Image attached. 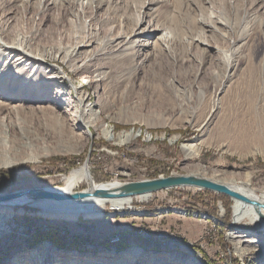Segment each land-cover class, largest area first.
Listing matches in <instances>:
<instances>
[{
  "label": "rangeland",
  "instance_id": "rangeland-1",
  "mask_svg": "<svg viewBox=\"0 0 264 264\" xmlns=\"http://www.w3.org/2000/svg\"><path fill=\"white\" fill-rule=\"evenodd\" d=\"M58 1L64 3L66 8L65 3H72L73 0ZM75 1L85 4L90 0ZM99 1L102 7L96 13L97 20H87L84 23L72 12L65 13L66 15L61 13L63 18L58 26L49 20L43 23L41 40L47 46L53 43L56 46L58 40L61 46L71 47L83 36L91 35L95 25L99 29V37L104 38L110 28L112 34L119 31L127 33L133 26L131 23L134 16L141 12L142 0H136L133 7L131 0ZM160 1L155 5L159 20L156 17L154 20L170 29L173 40L165 43L166 49H162L163 51L158 48L150 50V60L142 62L143 66L136 64V61L109 65L111 78L108 83L111 96L104 105L101 118L90 122L87 129L73 125L69 116L76 107H73V102L67 103L66 100L70 97L69 92L77 99L80 91L90 92L89 103L97 100L99 94L81 85L85 78L89 79L88 75L93 78L91 68L88 71L84 69L74 72L65 67L64 73L68 80L64 85H54L48 91L49 96L63 91L59 94V99L64 101H60L55 107L62 114V119L47 112V105L50 104L40 103L44 100L41 95L36 102L25 103L23 91L18 93V105L20 103V106L28 107V110L19 112V124L43 137L33 147L40 161L28 160L16 163L10 168H0V193L33 187L80 191L89 187L91 181L103 183L118 179L122 182H134L174 174L184 175L189 170L188 166L196 162L216 167L224 171L228 178L242 179L249 173L252 178L250 186L258 192L264 189V103L253 102L249 91L251 74H257L258 86L260 82V32L264 31V17H261L264 9L258 5L253 8L263 21L256 22L258 25L252 28L253 33H257L249 34L247 30L246 34L247 28H244L251 15L249 5L252 0ZM0 3L3 14L14 10L11 15L14 18L12 25L20 24L29 17L21 11L22 0H16V4L13 0H0ZM53 12L54 9L50 11ZM214 15L229 20L234 26L231 37L236 38L234 34L241 35L244 44L239 46L241 55L237 59V71L233 79L225 84L224 92L219 96L220 111L213 113L212 123L207 130H202L200 127L203 119L216 104V92L210 86L203 89V92L199 89L204 83L211 82L209 78L216 67L218 52L215 48L211 51L212 61L203 70L199 67L201 54L195 44L193 45L192 38L199 43L195 34L199 30L197 20L200 17L204 21L206 19L208 22H215L210 26H206L208 23L201 25V35H204L202 39L216 36L211 29L212 25H216ZM219 30H222L220 26ZM161 33L163 32L159 31L149 37L148 41H156L157 35ZM247 35L256 36L259 52L253 65L246 49L250 38ZM203 42L200 41L198 45L205 47L206 42ZM219 46L222 51H226L229 43L225 40ZM136 59L138 62L141 60ZM49 63L50 60L41 67L46 68ZM58 65L59 68L62 66L60 62ZM4 95H12L8 91V84L0 85V103H8ZM50 125L53 127H49ZM122 131L130 132L128 140L121 135L125 134ZM16 134V128L8 125L2 127L0 119V139L4 136L8 139V135L13 139L17 137ZM33 134L28 133L30 136ZM119 135L121 141L117 139ZM186 142L197 144L200 151L197 158L185 156L181 146ZM114 143L118 145H113ZM57 145L61 148L55 149ZM63 148L68 150L64 151ZM26 152H20L17 157L26 160ZM118 169H123L129 175H118ZM151 195L143 202L134 199L130 206L118 210L106 204L96 210L99 214L97 217L82 215L74 221L58 216H43L39 214L40 208L35 205L14 206L10 217L0 223V264H13V257L45 241L62 252H76L89 258L101 259L109 253L120 256L125 250L137 247L150 255L179 251L186 253L190 250L189 254L202 264L264 262V250L253 249L241 257L235 253L233 245L228 241L227 237L232 234L246 235L252 231L256 236L261 233L257 222L244 220L234 224L232 197L205 188L198 190L194 186L162 189L152 192Z\"/></svg>",
  "mask_w": 264,
  "mask_h": 264
},
{
  "label": "bare ground",
  "instance_id": "bare-ground-1",
  "mask_svg": "<svg viewBox=\"0 0 264 264\" xmlns=\"http://www.w3.org/2000/svg\"><path fill=\"white\" fill-rule=\"evenodd\" d=\"M73 1L72 3H65L67 5L66 8H64V3H59L58 0H22L23 5L21 6V11L29 15V17L26 18L22 23L14 25H12V22H14V18H12L11 16L14 14V10H8L5 15L3 14V9H1L2 4L0 3V85L8 84V91L12 92L11 96L4 95V98L8 101V103H0V119L2 127L8 125V127L10 126L11 128H16L17 132V137L13 139H10L9 135L8 139L6 136L0 139V168H10L16 163H23L28 160H30V162L40 161L39 156L34 153L33 147L36 145V142H39L40 140L42 141L43 137L36 135V132L34 130L25 129L19 124V119H21V117L19 116V112L23 109L28 110V107H22L20 106V103L18 105V99H16L18 93L23 91L22 97L23 100L26 101L25 103H30L32 101L36 102L38 96L41 95L44 100H41L40 103L48 102L50 104L49 106L47 105V112H50L53 117L55 116L57 118L62 119V114L58 113L55 107L58 105V103L60 104V101H64V99H59V94L63 93V91H58L55 96H49L48 91H50V89L54 87V85L60 83L64 85L66 80H68V77L64 73L65 67L72 69V71L74 72H80V70L84 69L88 71V69L90 70L91 68L90 71H92L91 73H93V78H90V75H88L89 79L85 78L83 84L81 85L86 86L88 89L91 90V92L99 94L97 100L92 103H89L90 92L88 91H86L85 93L80 91V93H78L77 99H74L71 93L69 92L70 97L67 98V100L65 98L67 103L73 102V107H76V109L73 110V112L70 113L69 116V119L72 121L73 125L81 126L82 128L87 129L90 122L96 121L101 118L104 105L105 103H107L108 98H110L111 96V90L108 83L111 78L109 65L111 63L122 64L124 61H128L130 63L136 61V64L142 65V62H147L150 60L149 57L151 56V51H153L155 48H158L159 50L166 49L164 47L165 43L171 42L173 40L170 29L165 27L163 24H160V22L154 20L155 17L157 18V8L155 5H157L161 1L142 0V3H140L141 12H139L140 14L138 13L137 16H134L135 19H133V23H131L133 24V26L130 27L129 32L127 33L126 31H119L116 32V34H112L110 28L108 29L107 34L103 38L99 37V29L96 28L95 25V27H93L92 29L93 33H91V35H85L78 41H76V39V42H74L71 47L61 46L58 40L55 43L56 46L53 45L54 43L50 44L51 46H47L44 41L41 40V36H43L42 25L45 21L49 20L55 23L56 26H58L63 18L60 15L61 13L64 15H66L65 13H73L75 17L80 19V22L82 20L84 23L88 21L90 22L93 19L97 20L96 13L102 7L101 1L90 0L85 4L78 3L77 1H75L77 2L76 4ZM13 2L14 4H16V0H13ZM136 2V0H131V6L133 7V4H135ZM257 5L258 7L264 9V0L251 1V4L249 5L251 6L252 10L251 15L249 16L248 14V25L244 28H247L246 34L247 30L249 31V34H254L256 31L253 33L252 28H254L255 25H258L256 24V22L263 21H261L256 11L253 10V8L255 9ZM53 9L55 10V12L50 13V11H52ZM57 10L58 14H56ZM261 17H264V13ZM224 19L225 18L216 16V25H212L211 29L213 30V32H215L216 36L219 37L213 36L212 38L209 37V39H204L205 37L202 39L204 35H201L203 32V29H201V25L204 26V23H208L207 25H205L210 26V24H214L215 22H208V20L206 21V19L204 21V18L202 17L197 20L199 30L196 32L195 37H198L197 39L199 43L200 41L206 42L205 47H200L198 45L199 43L196 42V39L192 38L193 45L195 44V48H197L199 53L201 54L199 60V67L203 70L205 68V65L208 64L209 61H212L211 51L215 48L218 52V56H216L215 59L216 67L212 70L211 77L209 78L211 82L204 83L202 88L199 89V91L203 92V89H207L208 86H210L212 91L216 92L214 95L216 99V104L211 110H209L208 114L203 119L200 127V129L202 130H207L209 125L212 123L211 118L213 113H217L218 111H220L221 97L219 98V96L224 92L225 84L233 79L235 72L237 71V59L241 55V50L239 49V46L244 44V40L241 35L234 34L236 35V38L231 37V34L234 33V26L233 24H230L228 22L229 20L227 21ZM91 26H93L92 23ZM219 26L222 30H219ZM159 31H162L163 33L157 35L156 41L150 43V41H148V38L154 36ZM57 34L59 36V33ZM260 34H262V54L259 60V68L261 72L260 82L258 86L256 76L257 74H255V72L254 74H251L249 80V91L250 98L253 102L263 104L264 31L262 33L260 32ZM246 37H250V35H247ZM255 37L256 36H251L249 39L246 38L248 39V41L245 39L248 43L246 49L248 50L249 56L251 58V65H253V62L255 61L259 52L257 51L258 48L255 42ZM225 40L228 41L229 48L226 51H222L219 44H222ZM114 42L116 43L114 44ZM93 44L95 45L91 49L87 50V48L92 46ZM136 58H139L141 60H139L138 62ZM49 60L51 61V63H49L46 68L41 67L44 62H48ZM58 62H60L62 65L60 68ZM249 67L251 66L249 65ZM134 68L137 67L134 66ZM82 73L84 72L82 71ZM39 107L44 108V106ZM46 109H44L45 112ZM29 110L31 109L29 108ZM32 112L35 113L34 110ZM4 121L6 123H4ZM49 127L53 126L50 125ZM8 129L10 130V128ZM11 132H14V130ZM122 132H124L125 134L121 135L125 136V140H128L130 138V132ZM28 133L34 134L33 136H30L28 135ZM103 133L105 132L103 131ZM117 139L119 141L122 140L120 138V135L117 137ZM172 140L175 141L174 138H172ZM113 145L118 144L114 143ZM181 147L187 158H197L199 156L200 151L195 142H186L182 144ZM60 148L61 147H58V145L57 147H55V149ZM62 150L66 151L68 149L63 148ZM22 151H27L26 153L28 157L26 160L19 159L17 157ZM188 167L189 170L187 171V173L184 174L185 176H191L197 179H205L212 183L224 186L230 191L235 192L241 196L232 197V216L234 224L242 222L244 220H249L251 222L258 223L260 227L259 229H261V233H256V236L251 233L252 231H250L247 232L246 235L243 233L232 234L231 236L229 235L227 237L229 239L228 241L233 245L235 253L237 255H240L241 257H244L245 255L249 254V252L253 249L258 248L260 250H264V189L258 192L256 191V189L250 186L252 178L249 173H246L244 178L242 179H233L226 177L224 171H221L216 167L213 168L210 166L201 165L199 162H196L195 164ZM118 175H128V172L123 171V169H118ZM124 183L130 182H122L118 179L113 182L111 181L103 183H93V181H91L90 186L82 190L85 192L94 190L115 192L122 189V185ZM52 188L63 192H74L65 188ZM194 188L198 190H203V187L199 186H194ZM152 192L124 196L90 195L83 198L73 199H59L56 197L47 196H23L13 200L0 202V223L1 221L3 222L8 217H10L11 213L13 212L12 209L14 206H23L26 204L35 205L40 208L39 214L43 216H58L69 221H74L76 218L82 215L84 217H97L99 214L96 212V210H100L106 204H110L113 209L118 210L126 206L128 207V205L130 206L134 199L143 202L152 196ZM253 202L258 203L260 206L257 207L256 205H253ZM199 221L203 222L205 220ZM189 252L190 250H188L186 253L184 251H179L161 255H150V253L141 251L137 247H134L125 250V252H122L120 256H115L109 253L107 256H102L103 258L100 259L96 257H84L76 252L65 253L62 252L59 248L56 249L53 245L45 241L36 245L32 249H29L23 254L13 257L12 263L202 264L200 260L191 256ZM262 264H264V262Z\"/></svg>",
  "mask_w": 264,
  "mask_h": 264
},
{
  "label": "water",
  "instance_id": "water-1",
  "mask_svg": "<svg viewBox=\"0 0 264 264\" xmlns=\"http://www.w3.org/2000/svg\"><path fill=\"white\" fill-rule=\"evenodd\" d=\"M123 188L119 191L108 192V191H74L63 192L52 187H33V188H20L8 193H0V202H5L20 198L23 196H47L56 197L59 199H73L83 198L90 195L93 196H124L132 194H141L146 192L158 191L162 189H168L178 186H199L212 191H217L226 194L230 197H241L235 192L230 191L224 186L212 183L205 179H197L191 176L185 175H168L165 177H156L138 182L124 183ZM253 205L260 206L258 203L253 202Z\"/></svg>",
  "mask_w": 264,
  "mask_h": 264
},
{
  "label": "trees",
  "instance_id": "trees-1",
  "mask_svg": "<svg viewBox=\"0 0 264 264\" xmlns=\"http://www.w3.org/2000/svg\"><path fill=\"white\" fill-rule=\"evenodd\" d=\"M1 182V181H0ZM74 190V189H73ZM51 238H53V236H51Z\"/></svg>",
  "mask_w": 264,
  "mask_h": 264
},
{
  "label": "built area",
  "instance_id": "built-area-1",
  "mask_svg": "<svg viewBox=\"0 0 264 264\" xmlns=\"http://www.w3.org/2000/svg\"><path fill=\"white\" fill-rule=\"evenodd\" d=\"M128 175H129V173H128Z\"/></svg>",
  "mask_w": 264,
  "mask_h": 264
}]
</instances>
